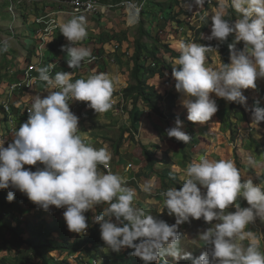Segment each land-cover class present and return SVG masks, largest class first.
Segmentation results:
<instances>
[{"label":"clouds","instance_id":"clouds-1","mask_svg":"<svg viewBox=\"0 0 264 264\" xmlns=\"http://www.w3.org/2000/svg\"><path fill=\"white\" fill-rule=\"evenodd\" d=\"M203 3L204 0H194L196 6ZM217 3L208 39L224 43L235 33L236 41H243L244 49L237 50L234 43L229 44L231 62L214 69L206 63V54L213 50L212 46L179 43L180 55L175 61L179 70L174 67L171 75L175 90L183 97L187 120L193 123L203 124L218 111L210 93L245 105L247 98L241 90L255 89L256 81L264 79V0ZM229 10L239 14L234 23L226 18L230 16ZM59 29L70 42V46H62L69 68H79L84 65L82 62L92 59L88 48L76 46L88 35L84 17L73 16L61 22ZM7 49L6 42L0 43V53ZM32 57L36 59L34 53ZM54 66L49 63L36 68L38 76L34 79L46 84L48 95L44 98L36 95L31 101L27 121L14 130V139L7 147L0 140V189H16L44 211H49L50 206L60 209L67 229L80 235L86 234L88 228L84 213L106 203L102 214L94 216L104 244L114 252L125 247L133 249L132 255L144 264L159 261L167 264L164 260L167 256L177 261L191 260V264H264V250L258 237L246 230L258 218L264 219V186L254 184L252 179L242 182L232 160L200 156L187 165L186 179L179 190L171 187L161 192L164 206L169 215L175 216V223L169 225L155 218L136 205L137 190L127 187L125 178L103 170L112 158L110 151L106 147H93L78 134L80 114L77 117L69 107L74 100L87 102V107L96 114L109 112L117 102L113 78L104 72L78 79H73V72L52 75L50 70ZM261 121L264 108L257 107L252 111V123L258 126ZM175 125L166 130L167 136L188 144L191 137L181 130L182 121L177 118ZM38 163L40 167L35 171L24 167ZM155 188L154 183H145L142 191L150 194ZM14 195L9 191L7 201L12 202ZM238 198H243L248 207H240ZM230 206L235 211H228ZM190 218L215 221L214 227L199 234L209 249L195 258L183 250L178 231ZM245 240L249 241L247 245Z\"/></svg>","mask_w":264,"mask_h":264},{"label":"rangeland","instance_id":"rangeland-1","mask_svg":"<svg viewBox=\"0 0 264 264\" xmlns=\"http://www.w3.org/2000/svg\"><path fill=\"white\" fill-rule=\"evenodd\" d=\"M101 4L103 11L107 12L108 5H118L109 9V12L103 14L101 11L95 13L94 17H91V22H98L99 20H104L102 23L104 28L103 30L108 31H100L98 35L97 42L93 45L97 52H111L113 50V46L111 49H106V46L110 47V42H116L115 40L110 41V38L113 33H119V30H114L110 26V23H115L119 25L125 31V34L130 38V40L125 43L128 44L129 47H126V50L132 46L133 39L137 38V26L138 21L140 20V9L138 7H133L138 10V15L136 19L135 25L127 24V8L130 2L132 5L137 3L138 5L141 3L139 0H96ZM169 0H151L154 4V8L151 7L152 14H148L146 16L148 19L150 16L156 17V22L148 24L146 27L149 29L152 35L158 36L159 40L168 42L175 49L178 44L173 38L178 39L179 37L185 38L190 36V38H186L187 41L185 43L190 42L191 38L195 40H200L202 33L199 32L202 24H205L206 16L208 13L199 12L198 7H194L192 14H189V10H185L181 13L179 10L182 9L181 3L179 1L178 6H174L173 10L177 15L176 20L178 23H172L171 28L172 31L169 30V27L166 25L164 28L163 19H165L168 15V10L164 12H160L158 8V4H162L164 2H168ZM171 5H175L177 3L171 0ZM211 3H217L216 0H209ZM53 3L52 0H0V43L6 42L8 45V51L0 53V140L5 141V147L7 144L14 139L15 132H10L11 125L6 123V115L4 116L2 112L1 102L6 98L5 91L8 86L16 83L19 80V72L16 71L18 68V64L24 67L27 63H29L28 57L33 53L35 49V31L36 25L33 23L35 18L44 14H47L54 7L50 6L49 3ZM58 6L55 8L62 9L64 8L65 0H55ZM123 3L124 5H119ZM167 4V3H166ZM178 4V3H177ZM209 4V3H208ZM210 5V4H209ZM100 7V8H101ZM118 9L117 12V20L115 19L114 10ZM202 10V9H201ZM24 14L27 20L22 22L17 18L18 13ZM155 12V13H154ZM213 14L215 12L213 11ZM66 16V15H64ZM239 16L236 13L235 19ZM235 22V21H234ZM151 26V27H150ZM159 26L164 28L159 29ZM35 28V29H34ZM111 28V29H110ZM207 30V29H206ZM121 32V31H120ZM123 33V32H121ZM180 34V36H179ZM171 35V36H170ZM234 39L235 33H234ZM196 42V41H195ZM238 42V43H237ZM235 42V47L237 50L244 49L243 41ZM98 43H101L99 45ZM118 43L119 46V42ZM142 45H150V41L146 39H141ZM48 47H45L47 49ZM163 49V48H162ZM161 49L160 54H162L163 50ZM123 52L124 58L123 63L119 64L118 70H116L117 74H114V82L116 91L114 92V96L117 94H121L123 87L125 84L129 82V56L126 55L127 51ZM215 51V50H214ZM47 52V53H46ZM49 49L45 51V56L50 57ZM217 53V52H216ZM130 55V54H129ZM218 55V53H217ZM219 57V62H221L222 58ZM112 57L108 58L109 63L112 61ZM101 62L104 65V60L100 57L98 63ZM230 55L227 58V64H229ZM153 62L148 60L147 65L152 64ZM175 68L179 67L178 65H174ZM128 67V68H127ZM108 68H113L112 65H109ZM112 71V72H113ZM166 76L163 79H157L150 81V83L156 86V90L160 94H164L165 91L173 89V94L176 98L175 102L177 105L176 110H174L175 114L187 116V109L182 105V95L175 90V80L172 75L165 73ZM75 79V76L73 77ZM168 80L169 85H165V82ZM264 79H258L256 81V88L254 89H242L243 95L247 98L246 103L250 100V92L254 90L255 93L259 94V90L263 91L262 95L264 96ZM46 84L43 83L42 88H45ZM34 90H31V92ZM18 91L11 98L12 102H18L20 97H23L25 92ZM30 92V91H29ZM27 92V93H29ZM30 92V93H31ZM28 95H31V94ZM210 97L215 100L218 105V111L212 116V118L204 122V129L202 124L197 123L194 126V131L198 132L199 135L203 139H199L200 143L194 145H188L185 148L184 152L179 151L177 144L174 140L167 136L168 124L164 119L157 118L152 112L148 111L146 108L138 119L130 120L124 112L117 120L114 119V116H110L108 122L97 120L98 114L94 112L93 114H88L87 117H84L91 126L93 132L85 138L87 143H90L95 148L106 147L111 153V160L109 161V165L111 168V172L121 175L126 180V186L135 188L137 190V198L136 205L138 207L143 208L145 211L149 212L157 219H162L167 222L169 225L175 223V216L169 215L167 208L164 206L165 197L161 195V192L166 191L168 188L173 187L174 185H167L166 187H162L160 179L154 174L150 173L148 169L145 167L144 162V154L143 148L138 143L140 138H145L144 136H148L150 142L146 145V149L155 151L157 160L168 162L167 164H162V162L157 163V167L165 168L168 167L169 171L177 174V179L179 180V186L182 187L185 176V169L188 164L193 162L194 159L198 160L200 156H207L209 159L220 160V159H229L234 161L236 167L239 169L241 173L242 182L247 179H252L254 184H260L264 186V148H260L259 150L254 149L250 141H247L243 138L246 135H241V131H239V126L236 121L237 116L235 115L241 113L238 107L234 108V119L232 117V122H227L223 117L226 113L228 101L223 98L216 97L214 93H210ZM25 99V98H24ZM219 102V103H218ZM250 102V101H249ZM245 103V104H246ZM234 104V103H233ZM238 104V103H237ZM107 114H110L107 112ZM28 117H24L21 115H17L15 118V125L13 126V130H17L21 124L26 122ZM121 122L116 125L117 123ZM175 124V121L173 122ZM227 125V126H226ZM117 126V127H115ZM176 126V125H175ZM260 126V125H258ZM261 132H264V126H261ZM128 129L132 131L133 140L130 139V136L127 133H123L122 130ZM137 129V130H136ZM188 135L192 129L185 127L183 124V128L181 129ZM137 131V132H136ZM165 132V133H164ZM88 133V132H87ZM86 133V134H87ZM85 134V135H86ZM162 136H161V135ZM243 134V133H242ZM159 137L162 141L158 145L159 148L155 150L153 147L154 144L151 142H155V140ZM155 138V139H154ZM199 149H194L197 147ZM193 149V151H191ZM197 156V158H196ZM25 168H30L32 171L36 170V167H40L39 163L36 166L25 165ZM103 168V166H101ZM105 172L106 169H103ZM145 183H154L156 188L150 194L142 191V186ZM198 187H200L198 185ZM13 189V188H12ZM11 187L5 189V192L8 193L12 190ZM16 190V189H14ZM202 192L205 189L201 188ZM18 191V190H16ZM237 203H239L240 207H248L247 202L243 200V198H238ZM108 205L101 204L95 206L94 210H90V212L84 213L86 216V222L88 224V228L86 230V234L80 235L74 232H70L67 229L65 220L63 218V211L60 209L53 208V211L46 212L40 209L37 205L29 202L26 204L20 205V212L15 208H7L2 209L0 212L6 214L9 211H13L15 215H18V218L22 221H27L31 228H33L36 232L39 230L44 235L47 236L50 240H56L60 243H64L68 241L71 246H79V248L71 254L73 260L80 256L84 241L83 239L89 235L90 229L97 225L95 222L94 216L101 215L104 208ZM33 210H31V209ZM228 211H235L234 207H229ZM5 216V217H4ZM3 218H7L4 215ZM114 220V218H113ZM46 224H45V223ZM115 222V221H114ZM54 224L55 229L58 230L54 232L51 230L47 224ZM215 221L213 222H205L203 218L201 219H191L190 222H186L181 224L178 227V231L181 234V244L184 251L191 252L192 256L199 257V255L209 249L210 246L203 244V242L199 239V234L210 227H214ZM99 225V224H98ZM247 230H250L256 234L259 239L261 250H264V219H257L254 224H250ZM64 232V234H63ZM25 238L31 236L30 233H25L23 235ZM83 242V245L81 244ZM249 243L248 240L244 241V244L247 245ZM105 253H108V250H104ZM123 254V249L115 254V258L119 259ZM51 256L54 257L55 260H71L69 255L54 252L51 253ZM99 259V258H98ZM1 260H3L4 264H38L37 259H35L26 248V246L19 247L14 243V238L10 236L9 232L5 229V227L0 224V264H2ZM167 264H191V260L180 259L174 260L172 257H165ZM83 264H88L87 259H83ZM155 262H152V264ZM109 264H113V261L110 260Z\"/></svg>","mask_w":264,"mask_h":264},{"label":"trees","instance_id":"trees-1","mask_svg":"<svg viewBox=\"0 0 264 264\" xmlns=\"http://www.w3.org/2000/svg\"><path fill=\"white\" fill-rule=\"evenodd\" d=\"M173 1H177L178 4L176 3L175 5H171L172 1L169 0L168 2H164L161 5H157L160 9V12H163L162 14H164V12L168 10V15L164 16L166 18L163 19V23L165 22L164 28L167 25L170 31L173 30L171 28L170 22L178 23V21L176 20L177 15L174 12L173 7L178 6L179 1ZM151 7L154 8V4L149 1L146 6L141 9L140 20L138 21L137 26V38L133 39L132 46L129 48L131 49V54L129 55V82L123 87L121 96L120 94H117L114 96V98L116 99V101H118V107L122 106L123 112L127 114L130 120L138 119V117L141 115L140 113L143 114V108H146L158 118L164 119L168 123L169 128L174 127L171 126V121L176 120L177 118L181 120L186 127H192L193 125H195V123L188 121L186 116L174 113L177 105L175 102L176 98L173 94V89L171 88V90L165 91V93L162 95L156 90V86L150 83V81L155 80V78L163 79L166 76L165 73L171 75L172 70L175 67V61L180 55L178 49H174L168 42L159 40L158 36L152 35L149 29H147L146 26L148 24L152 25V23L156 22L155 16H150L148 19L146 18V16H149L148 14H152ZM202 7L203 11L208 14L206 16L207 18L205 20V24H202L199 32H205L207 27L209 25H212L211 16L214 15L213 11H217L218 3H211L209 0H204ZM179 11L182 13L184 10L180 9ZM229 11L230 16L226 18L232 20V22L234 23L236 13L234 10ZM189 14H192L190 10ZM17 18L22 22H25L27 20L26 16H24V14L20 12L17 14ZM164 28L159 26V29L164 30ZM113 34L114 35L111 36L110 41L115 40L119 42V44L121 42L128 41L127 35L125 33L119 32ZM141 39H146L150 41L151 44L149 46L142 45ZM233 40L234 33L230 34L224 43H220L217 39H214L210 43V46L213 47V50H215L220 58H222V63L226 64L227 62V58L230 53L228 45L232 44ZM51 49L52 46H50V50ZM161 49L163 50V52L161 55H159ZM32 56L33 53L28 57L29 61ZM148 60L152 61L153 63L147 65ZM176 69L179 70V67H176ZM165 85H169L168 80L165 82ZM122 100L123 103L120 104ZM228 105L227 119L229 122L232 121L235 107H238L239 111H244L246 116L248 115L247 111L244 110V106H238L232 103H228ZM202 125H204V123ZM122 132L127 133V135L130 136V139L133 140L132 131L124 129L122 130ZM247 135H250V133H248ZM172 139L177 144L178 149L181 152H184L185 148L188 145H194L196 143V140L192 137L188 144L178 141L175 138ZM148 141L149 140L146 139L138 140V143L143 148L145 167L150 173H154L160 179L163 188L167 185H174L173 187L179 190L180 186L178 185L179 180L177 179V174L170 172L168 167L159 168L156 166L159 161L164 165L168 162L161 161V159L157 160L158 158L156 157L155 151L145 148L148 144ZM156 141L157 143H155L153 146L155 150L159 148L158 145L162 140L157 137ZM11 191L15 193L14 199L12 202H8L6 199L7 193L5 192V189H0V210L7 208H13L15 210V208H17V210L20 212V205L27 204L31 201H29L26 195H24L23 193L14 189H12ZM4 215H6L7 218H3ZM18 215H15L13 211H9L6 214L0 212V224H2L9 232L10 236L14 238V243L16 244V246H18V249L19 247L26 246L30 254L35 259H37L38 264H83L84 258L87 259L88 264H93L92 261L98 258L102 260L101 264H109L110 260L113 261V264H144V262L139 257L132 255V252L134 251L133 249L126 247L123 248L122 256L119 259L115 258V254L117 252L112 251L104 244L103 240L100 237V225L98 224L94 225V227L90 229L89 235L83 239L85 246H83L80 256L73 260L71 254L74 253L79 248V246H71L68 241L60 243L56 240H50L47 236L44 235V232L42 233L40 230L36 232L33 228H31L30 224L27 221H22L21 219H19ZM47 226L50 227L51 230H53V228L55 229L54 224L49 223L47 224ZM53 231L57 232L58 230ZM27 232L30 233L31 236L25 238L23 235ZM81 244L83 245V242ZM104 250H108V253H105ZM54 252H57V254L60 252L69 255L68 257L72 258L73 263L71 262V260H55L54 257L51 256V253ZM1 262L2 264H4L3 260H1ZM154 264H162V262L159 261Z\"/></svg>","mask_w":264,"mask_h":264},{"label":"crops","instance_id":"crops-1","mask_svg":"<svg viewBox=\"0 0 264 264\" xmlns=\"http://www.w3.org/2000/svg\"><path fill=\"white\" fill-rule=\"evenodd\" d=\"M52 1H53V3L50 2L49 5L54 7V8L51 9L47 14H51V13L54 14L53 16L57 19V22L59 24L63 21L70 19L71 17L75 16V15H71V14L67 13L70 10L67 3L64 4V8L62 7V9L61 8L58 9V8H55L56 6H58L56 3H54L55 0H52ZM179 1H182V3L180 4L181 7H183L182 9L190 10L192 13L194 10V7L195 8L198 7L199 8L198 11L201 13L200 9L203 7L202 6H196L194 4V0H179ZM216 2H218V0H216ZM189 5H192V7L190 8ZM117 12H118V9H115L113 12L116 20L118 17ZM64 15H66V16H64ZM78 16L84 17L85 22H86V28H87L88 35L84 40L79 42L76 46L88 48L91 51V55H93V54L97 55L99 58L101 57L104 60V65H103V63H101V62L98 63V61H97L96 64H91L89 66L82 65L79 68H74V69L69 68L68 64H67V59H68L67 52H66V50H62V46L63 47L70 46V42L66 39V37L63 36V34L60 32V29L54 34L52 42L50 43L48 48L45 49V51H47L49 49L50 57L45 56L43 58V61H47L48 63L49 62L50 63L51 62L57 63V66L55 67V68H57L56 72H69V73L73 72V77L75 76V79L86 78L87 76H89L93 73L104 72V73L109 74L114 80V76H112V75H113V73L117 74L116 70H118L119 64L123 63L124 58L122 59L121 56L123 57V54H124L123 52H125L126 47H129L128 44L125 42H121L118 46V43H116L117 41L116 42H110V47L106 46V49H109V48L111 49V47L113 46L114 51L104 52V53L97 52L95 49H93L95 47L93 45H96L94 43L97 42L98 35L100 34V31L103 30L101 28H104L103 24H100L104 20H101V21L99 20L98 22H95V21L91 22V17H94L92 15L83 14V15H78ZM110 26L115 31L119 30V32L121 31V32L125 33L123 28H121L119 25H116L114 22L110 23ZM103 31H108V30H103ZM210 34H211V25H209L207 27V30L204 33H202L200 40H195L196 41L195 42L194 38L193 39L191 38L190 42H194V43H197V44H200L203 46H210V43L214 40V39H211V40L208 39ZM179 36H180V34H179ZM188 37L190 38V36L187 35V37L185 36V38L179 37L178 39L173 38V40L176 41V43L179 45L180 42L185 43V41H187L186 38H188ZM127 38H128V36H127ZM128 40H130V38H128ZM190 42H187V43H190ZM235 42H237L236 39H234L232 41V44ZM98 44L101 45V43H98ZM50 46H52L51 50H50ZM96 47H97V45H96ZM176 49H178L177 46H176ZM7 51H8V49H7ZM126 51H127L126 55L129 56V54H131V49L126 50ZM33 53L35 54V49L33 50ZM206 55H207V57H206L207 58V61H206L207 66L212 67L214 69L218 68L221 63L219 62V57H218L216 51L212 50L209 53H207ZM229 55H230V53H229ZM110 56L113 59L111 61V63H109V61H108V58ZM33 59H34V62H33ZM30 61L34 64V63H36L37 60L34 57H31ZM221 62H222V60H221ZM226 64H227V62H226ZM109 65H112L114 67V71H113V68H108ZM18 66H22V65L18 64ZM128 67H130V65H128ZM43 83L44 82L38 81L37 86L32 89L34 91L31 92V90H30L31 93L29 92L31 95H28L29 93L26 94V97H24V98H25V100L27 99V101L29 103L28 105H31V101L35 98L36 95H40L41 98H44L48 95L47 86L45 88H42ZM261 83L263 84V82H261ZM254 90H251V92H250V97H249L250 100H248L245 105H242V106H244V110L247 111L248 115L246 116L244 111H241L240 114H238V112H237L235 114L237 116L235 122H237L238 125H240L239 131H241V135H244V134L246 135L245 137L243 136V138L246 139L247 141H250V143L252 144L254 149L259 150L260 148H264V132L260 131V130H262L261 126H264V121H261L258 124L260 126H256L255 124H253L252 123V111L257 107L264 108V96L262 95L263 91L259 90V94H258V93H255ZM230 103H232V104L234 103V105H238V106L241 105V104H237L236 102H229V104ZM76 104L78 105V110H79V114H80L79 123H78V127H79L80 131L78 134H80L82 136V138L85 139L88 136H90V134L93 132V130L91 129L89 122L87 120H85L84 117H87V115L89 113L94 115V110L88 108L87 103L84 104V102L74 101V100L69 102L70 109H72ZM228 106L229 105H227V108H228ZM109 113L110 114H107V113L98 114L97 120H100L102 122L104 121L105 123H107L109 117L114 116V119L117 122V120L121 116L120 114H116L112 110H110ZM95 115H97V114H95ZM186 118H187V116H186ZM223 118L227 121L225 123H228L227 109H226V113L224 114ZM233 119H234V116H233ZM174 121L175 120L171 121V126L175 127V124H173ZM120 123L121 122L117 123L116 125L118 126V124H120ZM195 124H197V123H195ZM117 126H115V127H117ZM194 127H195L194 125L192 127H187L189 129L193 130V131L189 130V132H190L189 136L194 138L196 140V143H198V142L200 143L199 139H203V138L199 135L198 132L194 131V129H195ZM202 127L204 129H206V127H204V125ZM248 133H250V135H247ZM144 137L145 138H140V139L149 140L148 136H144ZM149 142H150V140L148 141V143ZM151 143L155 144V143H157V141L155 140V142H151ZM199 143H198V145H199ZM194 149H199V148L197 146ZM191 151H193V149ZM196 158H197V156H196ZM194 160H196V159H194ZM53 208H54V206H50L49 211H46V212L53 211ZM89 212H90V210L88 211V213ZM85 213L87 215V212H85ZM249 226H250V224L247 226V229Z\"/></svg>","mask_w":264,"mask_h":264},{"label":"built area","instance_id":"built-area-1","mask_svg":"<svg viewBox=\"0 0 264 264\" xmlns=\"http://www.w3.org/2000/svg\"><path fill=\"white\" fill-rule=\"evenodd\" d=\"M141 3L138 5L137 3L131 4L130 2H127L129 6L132 7H138V9H141L149 0H139ZM65 3H67L68 7L70 8L68 14L71 15H95V13H98V11H101L102 7L101 4L98 3L96 0H65ZM119 5H124L123 3H120ZM114 6L118 5H108V10L113 8ZM101 7V8H100ZM137 12L138 10L134 8ZM103 14H106L107 12L101 11ZM127 16H128V12ZM54 14H44L41 16H38L34 20V24L36 25V30H35V43H36V48H35V57H36V63L32 64L29 63L25 65L24 68L21 69H16L17 72L20 73V79L14 83L8 86L7 90L5 91L6 98L2 100L1 102V107H2V112L6 115L7 118V124L11 125V129H9L11 132H14L12 124H15V118L17 115H21L24 117H28V109L31 107V105H28L27 99L25 100L24 97H26L27 92L32 90L34 87L37 86V82L39 81L38 79H34L35 77L38 76V73L36 72V68L42 67V66H47L49 63L43 61V58L45 57V47H48L50 43L52 42L54 34L59 30V23L57 22V19L53 16ZM138 15V13H137ZM137 19V16H136ZM127 24L128 25H135V22L131 23L129 22V18H127ZM92 59L86 60L82 62V64L89 66L91 64H96L97 61L99 60V57L97 55H91ZM55 66L50 70V73L53 75L56 73L55 67L57 66V63H53ZM25 92L23 97H20L19 104L18 102H12L11 98L15 95L16 92L18 91ZM21 92V93H22ZM121 96V94H120ZM87 102H84L86 104ZM123 103V100L121 101L120 104ZM118 101L114 105L112 111L115 112L116 114L122 115L123 109L122 106L118 107ZM119 104V105H120ZM77 117L79 114L78 110V105L76 104L72 109H70ZM43 167V165H41ZM106 171H111L110 166L108 168H105ZM165 260V258H164ZM93 264H101L100 259H96L92 261Z\"/></svg>","mask_w":264,"mask_h":264},{"label":"bare ground","instance_id":"bare-ground-1","mask_svg":"<svg viewBox=\"0 0 264 264\" xmlns=\"http://www.w3.org/2000/svg\"><path fill=\"white\" fill-rule=\"evenodd\" d=\"M126 8H127V12H128L129 22H131V23L135 22L136 16H137V11L132 6H128Z\"/></svg>","mask_w":264,"mask_h":264}]
</instances>
